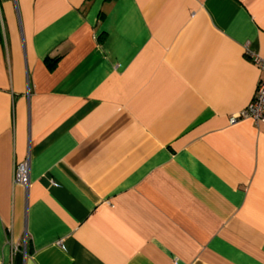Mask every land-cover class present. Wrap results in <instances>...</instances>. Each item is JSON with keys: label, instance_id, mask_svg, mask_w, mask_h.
Instances as JSON below:
<instances>
[{"label": "crops", "instance_id": "crops-1", "mask_svg": "<svg viewBox=\"0 0 264 264\" xmlns=\"http://www.w3.org/2000/svg\"><path fill=\"white\" fill-rule=\"evenodd\" d=\"M0 34V264H264V124L228 120L264 0H0Z\"/></svg>", "mask_w": 264, "mask_h": 264}, {"label": "built area", "instance_id": "built-area-1", "mask_svg": "<svg viewBox=\"0 0 264 264\" xmlns=\"http://www.w3.org/2000/svg\"><path fill=\"white\" fill-rule=\"evenodd\" d=\"M251 60L264 71V57L256 53L249 54ZM242 118H250L257 125L264 124V80L260 81L252 100L241 110L229 115L230 124H234ZM13 180L15 183L28 188L29 185V158L15 163ZM17 250V248H16Z\"/></svg>", "mask_w": 264, "mask_h": 264}, {"label": "trees", "instance_id": "trees-1", "mask_svg": "<svg viewBox=\"0 0 264 264\" xmlns=\"http://www.w3.org/2000/svg\"><path fill=\"white\" fill-rule=\"evenodd\" d=\"M2 41V37H1V34H0V43ZM49 66L52 67L53 66V62L52 63H49Z\"/></svg>", "mask_w": 264, "mask_h": 264}]
</instances>
